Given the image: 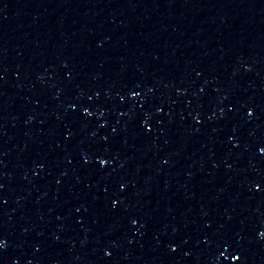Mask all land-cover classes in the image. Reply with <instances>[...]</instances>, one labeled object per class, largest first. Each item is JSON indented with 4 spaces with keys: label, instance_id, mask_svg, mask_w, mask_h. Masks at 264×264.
Listing matches in <instances>:
<instances>
[{
    "label": "water",
    "instance_id": "95a60500",
    "mask_svg": "<svg viewBox=\"0 0 264 264\" xmlns=\"http://www.w3.org/2000/svg\"><path fill=\"white\" fill-rule=\"evenodd\" d=\"M262 149L264 0H0V264H264Z\"/></svg>",
    "mask_w": 264,
    "mask_h": 264
},
{
    "label": "snow or ice",
    "instance_id": "6c2138e0",
    "mask_svg": "<svg viewBox=\"0 0 264 264\" xmlns=\"http://www.w3.org/2000/svg\"><path fill=\"white\" fill-rule=\"evenodd\" d=\"M85 111L87 112L88 110L87 109H85ZM262 151H264V149H262ZM101 163H106L105 161H101ZM257 187H259V185H257ZM260 235L262 236V237H264V232H261L260 233ZM3 246V241H0V247H2ZM234 259H240V257H234Z\"/></svg>",
    "mask_w": 264,
    "mask_h": 264
}]
</instances>
